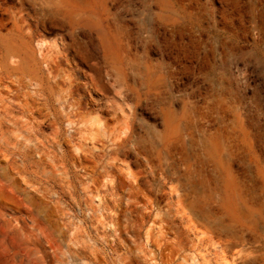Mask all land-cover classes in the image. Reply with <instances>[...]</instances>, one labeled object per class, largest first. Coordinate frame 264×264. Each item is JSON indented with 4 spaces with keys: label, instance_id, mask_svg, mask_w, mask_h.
I'll use <instances>...</instances> for the list:
<instances>
[{
    "label": "rangeland",
    "instance_id": "374dc122",
    "mask_svg": "<svg viewBox=\"0 0 264 264\" xmlns=\"http://www.w3.org/2000/svg\"><path fill=\"white\" fill-rule=\"evenodd\" d=\"M67 1L0 0L4 33L16 34L18 13L31 22L12 39V87L41 109L30 118L14 106L9 126L16 150L43 154L26 190L42 212L78 215L48 237L0 200L15 258L219 264L202 227L180 218L201 210L252 250L244 264H264V0ZM81 147L93 148L92 177ZM163 210L174 216L162 230Z\"/></svg>",
    "mask_w": 264,
    "mask_h": 264
},
{
    "label": "bare ground",
    "instance_id": "6f19581e",
    "mask_svg": "<svg viewBox=\"0 0 264 264\" xmlns=\"http://www.w3.org/2000/svg\"><path fill=\"white\" fill-rule=\"evenodd\" d=\"M61 1H65V0H61ZM53 3H54V1H53ZM69 5H70V3H69ZM56 8H59V7H56ZM103 9H105V7ZM62 11H64V10H62ZM61 17H62V14H61ZM68 20L70 21V19L67 18V21ZM72 20H73V18H72ZM76 21H77V19H76ZM29 22H28V20L24 14L18 13L17 15H15L13 18V27L16 31V34L13 36L11 35V33L9 34V32L8 33L3 32V28H2L3 24L0 22V200L4 201V202H10L15 207H17L19 211H23L25 213L30 214L31 215L30 217L36 223L37 228H39L41 231L45 232V236L49 237L52 235L53 231L58 230V227L61 224L63 225V227L70 225L71 221L73 219H75L78 215L75 212H69V211H67V212L66 211L56 212L52 209H48L47 211L42 212V208L45 207L44 203L38 197H35L33 195L28 194V191L26 190L27 189L26 183H27V181H30V179L32 177L39 176L40 172H38L37 166L39 164V161L42 160L43 154L40 155V153H39L37 155L38 159H36L34 156H32L31 154H29L26 151L20 152V151L16 150L14 145L12 144V136H10V133H9L10 132L9 126H10V123L12 121L13 111H15V109H16V108L14 109V106H16L18 108V110H16V111H18L22 114L26 113L30 116V118L33 117L34 114H38L39 110L41 109V108L37 107V105L35 104L33 99H29V98L19 99L20 97L18 98V93H20V92H18V93L15 92L14 89L17 90V88L12 87V85H15V84H13L12 76L14 75V69H15L14 58H16L15 52H14L15 46L12 43V39L17 38L18 41L19 40L23 41L27 36H29L30 35V29H31ZM21 51H22V49H21ZM16 77H17V75H16ZM19 78L20 77H18V79ZM20 85L21 84L19 82V83H17L16 86L19 87ZM47 90H48V88H47ZM23 93H25V92H23ZM45 99H46V97H45ZM16 116H18V115H16ZM50 119H52V118H50ZM53 122H55V121H53ZM116 130H119V129H116ZM123 131L125 132V130H123ZM54 134H55V136L53 137V140H51L52 144H55V142H57L56 141L57 133H54ZM123 135H124V133L122 134V136ZM117 136H118V134L116 135V138H117ZM18 141H19V139H18ZM33 143H31V144H33ZM30 146H32V145H30ZM36 147H38V146H36ZM218 147L219 146H218L217 141L212 140L211 141V150L216 152ZM32 148H33V146H32ZM48 151L49 150H47V152ZM48 157H49V155H48ZM53 157L55 158V155ZM74 157L77 159H86V160L88 159V157H91L90 159H91L92 164L84 166V172H85L86 177H92L95 173V170H96V161L93 158V148L81 147L80 150L77 152V155ZM48 164H49V162H48ZM60 174L62 175V173H60ZM41 175H43V173ZM41 190H42V188H41ZM49 190H50V188H49ZM30 207H34V210L32 211V208H30ZM49 207H51V206H49ZM156 214H157V217L162 222L159 225L160 229L163 230L164 228L169 227L168 225L171 224L172 217L174 216L173 213H170L169 210H163V211L157 212ZM3 215H5V214H3ZM57 215L60 218H62L63 221L60 222L56 218ZM209 217H210V215L207 212H204L201 210H192V211L189 210L187 212L186 211L182 212L180 218L185 220L186 222H188V227L190 229L196 228V230H198L197 227H200V226L202 227L201 234L207 235L206 237L211 242V244H212L211 246H213V249H214V252H213L214 260L218 261L219 264H244L246 262H251L252 250H250L244 246L237 247L238 246L237 243L232 239L233 234L231 233V229L227 228L226 226L224 227V226H219V225H212V224H209V222H205L204 220L208 219ZM81 220H84L83 214H81ZM197 220H203L204 223H199V221H197ZM219 220H220V218H219ZM11 240H12V236H11V230H10V220H4L3 224L0 225V264H33L32 261L28 258L24 259L21 256L18 257L17 259L15 258L19 253H18V250L14 249V243H12ZM207 243H209V242H207ZM179 247L180 246H178V248ZM49 248H50V246H49ZM178 248H175L174 250H171L166 254V262H172L175 259L174 256L177 253ZM204 264H210V262L205 261Z\"/></svg>",
    "mask_w": 264,
    "mask_h": 264
}]
</instances>
